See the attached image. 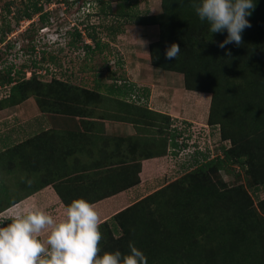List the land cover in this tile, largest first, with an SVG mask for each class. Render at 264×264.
I'll return each instance as SVG.
<instances>
[{
    "label": "trees",
    "instance_id": "1",
    "mask_svg": "<svg viewBox=\"0 0 264 264\" xmlns=\"http://www.w3.org/2000/svg\"><path fill=\"white\" fill-rule=\"evenodd\" d=\"M115 1L120 24L106 28L108 36L115 40L125 23L158 26L159 38L149 45L147 62L183 75L188 91L211 96L208 126L219 127L221 142L229 141L230 147L221 146L222 155L210 158L212 149L201 144L190 123L150 107L151 89L129 80L123 59L108 52L110 44L99 37L97 26L85 30L90 43L77 24L69 46L84 50L79 75L63 67V50L43 49L40 60L18 70L0 56V89H7L0 112L34 98L42 112L62 120L55 129L18 143L10 135L0 136V215L50 186L64 207L78 198L98 203L139 185L143 161L184 151L190 160L181 165L183 175L101 223L100 254H127L131 241L148 264H264V198L256 202L245 185L230 186L220 175L238 177L243 171L256 194L264 188V0H254L242 43L225 49L218 44L227 31L211 34L192 0H162L160 13L145 15L133 12L138 0L109 4ZM19 12L16 18L30 21L34 15L44 21L49 15L38 3ZM32 25L16 38L19 51L30 56L36 54L33 40L21 42L34 35L29 34ZM13 28H7L0 43ZM173 43L179 44L180 54L168 60L165 51ZM14 48L8 43L5 52ZM97 58L103 63L94 66ZM41 72L51 80L42 79ZM106 120L131 124L136 134L105 136ZM207 135L210 143L209 130ZM11 177L13 185L7 183ZM28 179L33 180L30 187Z\"/></svg>",
    "mask_w": 264,
    "mask_h": 264
},
{
    "label": "rangeland",
    "instance_id": "2",
    "mask_svg": "<svg viewBox=\"0 0 264 264\" xmlns=\"http://www.w3.org/2000/svg\"><path fill=\"white\" fill-rule=\"evenodd\" d=\"M102 1L109 4V0ZM102 1L52 0L48 3L47 0H0V38L7 32V28H10L11 24L14 26L12 29L13 31L9 34L7 33L3 43H0V56H2L3 62L5 59L9 60V62L14 64L18 70L19 66L24 63L32 66L33 60L36 58L40 60V51L43 49L56 53L63 50V67L67 68L70 72H74L75 75H79L85 65L84 62L86 56L81 47L78 48L76 46H69V43L74 39L72 33L75 32L74 28L77 27L78 24L79 31L81 29V31H83L86 35L85 41L88 40V42L91 43L85 30L87 28L90 29L91 26H97L99 37H101L102 41L109 42L110 44L107 49L108 52L111 51L114 55H118V57L126 58L127 61L131 63L127 72L128 78H130L131 81L138 80L141 76L147 78L150 75L149 70L154 69L153 67H150L151 65L147 62L149 54L148 49L149 45L159 38L158 26L139 27L132 22L130 24L125 23L124 26L120 28L123 30L122 34L120 33L115 40H113L108 36L109 34L106 28L112 27L117 29L120 24L119 18L121 17H118L116 14V1L109 4V6L112 7L111 9H106L105 7H107V5L103 6ZM10 2H14V4L10 7L12 13L8 14L7 5L10 4ZM161 2L162 0H138V3L133 5L135 6L133 12H137L140 15L158 14L161 12ZM35 3L42 6L44 13H49L48 17L45 18V21L39 17L40 15H34V18L31 21L28 20V18H16L20 16L19 10H21V12H23L26 8L31 10ZM43 21L46 22V24ZM80 22L84 23L86 26L82 25V23L79 24ZM43 24L44 26L49 25V27L44 28ZM31 25L34 26L35 29L29 34L35 32L34 35L26 37L24 43L21 42L22 45H27L28 42H31V39L33 40L32 46H36V54L31 53L30 56V54L24 55L23 52L19 51V47L16 44V38H19L23 32L30 30ZM67 31H70V34H67ZM11 42L15 45V48L5 52V50H7L8 43ZM101 61V58H97L96 62L92 64L96 66L103 63ZM138 62L140 65H138ZM154 70L157 72V76L155 78L156 81H152L149 85H156L155 95L162 98H160L158 104L154 103L157 107L155 108L152 106V108L166 114H174L177 116L175 118L178 120H186L185 122L190 123L189 126L193 127L192 133L194 132L196 135L199 134V141L201 144L203 145L206 143V145L209 146V151L212 149L210 151V158L221 156V146L229 148L231 144L229 141L224 143L221 142L219 127L214 128L208 126L211 99L208 102L207 98V100H205V95L185 89L183 75L159 69ZM3 71H5V67H3ZM38 73H40V71H38ZM41 74L42 79L46 81L51 80V76H48L45 72H41ZM31 75L32 70L26 72L27 78H31ZM142 84L146 83L143 82ZM6 91L7 89H0V98H2L3 95H6ZM161 99L163 100V103H161ZM42 116L47 117L46 120L50 129H55L62 124V120H57L58 117L42 112L40 106L34 98L28 99L17 107L3 110L0 112V136L5 137L6 135H12V137H15L16 135L13 131L18 132L20 131L19 126H24L25 131L24 133L21 132V136H23L22 141H24L27 139L25 136H27L30 131H34L32 130L34 127L37 128L44 126L46 120L41 119L43 118ZM194 119H196L195 122H193ZM25 125L27 129H30L29 132L26 131ZM208 130L210 132L211 144L209 143L207 135ZM17 140L19 139L15 137V143H17ZM180 153L177 157L170 155L164 156L162 162H164V166L166 167L163 178L156 180L154 183L152 182V187H150L151 185L148 183V185H146L148 187L145 186V192L147 194L157 190L158 188H162L167 183L175 180L186 172L183 170L181 165L189 161L190 158L186 156L187 152L181 151ZM220 175L230 186L237 184L245 185L246 189L254 194L256 202L264 198V188L260 189V191L256 194L254 192V187H251L243 171H241L238 177L235 175H227L223 172ZM12 178L13 177L8 179L7 183L11 182L13 185L14 181ZM54 200L59 202L55 195ZM54 200L48 201V204H51ZM46 210L49 211V208L46 207Z\"/></svg>",
    "mask_w": 264,
    "mask_h": 264
},
{
    "label": "clouds",
    "instance_id": "3",
    "mask_svg": "<svg viewBox=\"0 0 264 264\" xmlns=\"http://www.w3.org/2000/svg\"><path fill=\"white\" fill-rule=\"evenodd\" d=\"M191 6L200 21L209 24L211 34L227 31L218 44L225 49L242 43V33L251 27L247 17L256 4L254 0H192ZM180 50L179 44H171L165 58L176 60ZM26 183L30 187L33 180ZM101 223L96 206L84 198L67 205L61 219L39 207L16 213L10 222L0 225V264H148L145 254L131 241L127 254L116 250L101 255Z\"/></svg>",
    "mask_w": 264,
    "mask_h": 264
},
{
    "label": "crops",
    "instance_id": "4",
    "mask_svg": "<svg viewBox=\"0 0 264 264\" xmlns=\"http://www.w3.org/2000/svg\"><path fill=\"white\" fill-rule=\"evenodd\" d=\"M122 59H123L122 63H123L124 70L127 73L129 70V65H131V63L128 62L126 58H122ZM139 62H141V61H139ZM139 62H138V65H140ZM150 67H152V66H150ZM149 71H150L149 72L150 75L147 78L144 76L140 77V75H139L140 78L138 80H132L131 81L130 78H129V80L131 82H134L137 84L139 83L138 85H140L141 87H148L151 89V95H150V98L148 99V102L150 103L151 108H152V106H154L156 108L157 106L154 105V103L158 104L160 98H162V97L159 98L155 95L156 94V85H152V86L149 85V84H151L152 81H156L155 78L157 76V72H155L154 69H150ZM127 76H128V74H127ZM141 80H143V81H141ZM143 82H145L146 84H142ZM201 94L205 95L204 96L205 100L208 99V102L210 101V97H211L210 95H206L203 93H201ZM161 103H163L162 99H161ZM160 112H162V111H160ZM169 115H171V114H169ZM171 116L174 118L177 117L174 114ZM42 117L43 118H41V119H45V120L47 119V117H45V116H42ZM195 120L196 119H194L193 122H195ZM39 121L42 122L41 120H39ZM46 123L44 124L43 127H37V128L34 127L32 129V130H34L33 132L30 131L29 128L27 129L26 125H25L26 131H28V132L30 131L29 134L27 136H25V138L32 137L42 130H49L50 128H49V124H48L47 120H46ZM103 127H104L103 133L105 136L106 135L107 136H130V135L136 134V130H135L134 126L131 124H127V123H121V122H117V121L106 120V121H104ZM19 130L20 131H18V132L13 131L14 134L16 135L15 137H17V139H19V140H17V143L21 142L23 139V136H21V132L24 133V131H25L24 126H19ZM10 137L12 138V140H14V138H15L14 136L12 137V135H10ZM163 159L164 158H156V159H150V160L143 161L142 171L140 173L141 183L139 185H137V186H135V187H133L127 191L121 192L117 195H114L110 198L104 199V200L94 204L96 206L97 211L100 214L102 223L109 220L115 214L122 211L123 209L129 207L130 205L136 203L140 199H142V198H144V197H146L149 194L154 192L153 191V192L147 194L145 192L146 191L145 186L148 185V183H149V185H151L156 180H160L163 178L165 167H166V166H164V162H162ZM146 187H148V186H146ZM150 187H152V185ZM54 195L59 202L54 200ZM52 200H54V201L51 204H48V201H52ZM32 207H39L41 210L46 211L49 214L53 215L54 218H56V219L63 218V211L65 208L63 203L61 202L59 196L57 195L55 189L52 186H50V187H46L45 189L36 193L35 195L21 201L20 203L13 206L12 208L6 210L4 213H2L0 215V221L6 220V219L10 220V218L14 214L19 213V212H25ZM46 207L49 208V211L46 210Z\"/></svg>",
    "mask_w": 264,
    "mask_h": 264
}]
</instances>
